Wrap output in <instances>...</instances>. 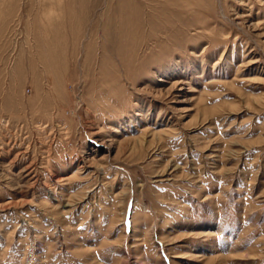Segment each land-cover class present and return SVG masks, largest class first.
I'll use <instances>...</instances> for the list:
<instances>
[{
	"label": "rangeland",
	"instance_id": "374dc122",
	"mask_svg": "<svg viewBox=\"0 0 264 264\" xmlns=\"http://www.w3.org/2000/svg\"><path fill=\"white\" fill-rule=\"evenodd\" d=\"M0 264H264V0H0Z\"/></svg>",
	"mask_w": 264,
	"mask_h": 264
}]
</instances>
